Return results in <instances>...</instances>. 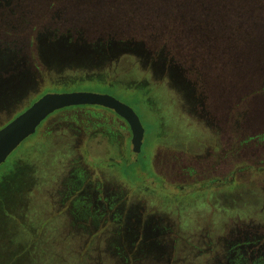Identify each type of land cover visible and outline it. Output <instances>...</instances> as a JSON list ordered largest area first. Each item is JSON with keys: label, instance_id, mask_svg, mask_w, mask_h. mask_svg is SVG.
Returning a JSON list of instances; mask_svg holds the SVG:
<instances>
[{"label": "rangeland", "instance_id": "obj_1", "mask_svg": "<svg viewBox=\"0 0 264 264\" xmlns=\"http://www.w3.org/2000/svg\"><path fill=\"white\" fill-rule=\"evenodd\" d=\"M117 42L100 64L45 55ZM13 76L3 109L106 93L144 134L138 149L125 117L85 105L23 140L0 164V264H228L234 239L264 241V0H0Z\"/></svg>", "mask_w": 264, "mask_h": 264}, {"label": "flooded vegetation", "instance_id": "obj_2", "mask_svg": "<svg viewBox=\"0 0 264 264\" xmlns=\"http://www.w3.org/2000/svg\"><path fill=\"white\" fill-rule=\"evenodd\" d=\"M65 39H68V38L65 35H60V37H58L55 41L56 42L59 41V43L60 42L63 43V40H65ZM54 44H56V43H54ZM61 46L62 45H59L56 47V49L51 48L49 51L45 52V55L47 56V58L50 60L51 63H54V62L66 63L67 62L66 64H69L71 62H83V61L86 62L87 61V62H98L100 64L101 62H104L108 58V56H110V55L114 56V55H118L119 53H122V51H121L122 45L119 42L113 43V44H109V43L108 44L107 43L106 44H100L99 46L91 48L89 51H88V48L85 51H82L79 49L80 47H78V48L73 47V48H68V49L66 47V48H64L65 50H61ZM7 48H9V47H7ZM132 51H133V49H132ZM8 58L12 60V59H15L16 56L13 54L12 51H8ZM166 65H167V67H166ZM166 65H164V64L162 65L163 66V73H164V75H166V77H168L169 79H173L174 77L179 76L178 72H176V70H174V67H172L168 64H166ZM12 78H14V76L11 78H8V79H7V77H5V79L0 78V97H6L8 94H10V90L13 87L10 83ZM19 81L21 84L26 83V75H22V78L20 77ZM11 92H12V90H11ZM183 95H185L184 91H183ZM188 95H191V97H195V102H194V100L192 101L193 98H191V100H189L190 102L192 101L193 106L195 104H197V102L203 103V100H202L203 98H201V97H203V95L201 97H198L196 90H194V91L192 90L191 93ZM85 105H90L91 107L94 106L91 104L74 105V106L83 107ZM28 106L29 105H27V107ZM74 106H70L69 108H76ZM5 107H4V109L2 108L1 100H0V128L3 125H5L7 122H9L11 119H13L20 112H22L25 108H27V107H25V108H22L20 110H17L15 108V109L9 111L8 110L9 106H7V108H5ZM99 107L107 108L105 106H100V105H99ZM61 109H63V108H61ZM61 109H59V110H61ZM59 110H56L55 112H53L49 116V118L46 119V121H44L43 124H41V126L38 128V130H36L38 132V134L40 133L41 128L45 124V122L49 121L50 118ZM112 110H114V109H112ZM202 112H201V114H203V115L207 114L208 115V111L206 110V108H202ZM115 113H116L117 117H119V119L122 118V116L119 113H117L116 111H115ZM208 118H203L205 120L204 123H206V125H211V123L214 122L215 117H213L210 114V116ZM209 154H211V152ZM195 160L196 159L193 160L194 163H198ZM207 162H211V161L209 159H207ZM75 174L76 175L71 176V180L67 179L66 181H71V182L74 181L76 184H79L81 182V175H78L76 172H75ZM71 182H66V183H68L69 186H71V184H70ZM258 224L264 225V222H259ZM262 237H263V235H261V236L256 235L253 238L246 236L243 239L241 237L236 238V239H234V237H232V240L233 239L234 240H233V242H231L230 249L228 250V252H229V254H232L233 251H235V252L239 251L240 254H233V255H236L237 260L233 257V255H230V256H231V258L233 257L234 259L226 257L227 263L231 264V262H239L238 264H264V258H262V257H264V241H262V239H263ZM248 251L251 254L250 259H252V262H249L248 258L245 257V254ZM225 256L226 255H224V257Z\"/></svg>", "mask_w": 264, "mask_h": 264}, {"label": "water", "instance_id": "obj_3", "mask_svg": "<svg viewBox=\"0 0 264 264\" xmlns=\"http://www.w3.org/2000/svg\"><path fill=\"white\" fill-rule=\"evenodd\" d=\"M102 105L114 109L132 125L134 143L141 149L144 129L134 109L106 93L92 91L47 92L0 128V164L17 146L35 133L38 126L58 109L74 105Z\"/></svg>", "mask_w": 264, "mask_h": 264}, {"label": "trees", "instance_id": "obj_4", "mask_svg": "<svg viewBox=\"0 0 264 264\" xmlns=\"http://www.w3.org/2000/svg\"><path fill=\"white\" fill-rule=\"evenodd\" d=\"M178 246H179V248H180L181 245L179 244Z\"/></svg>", "mask_w": 264, "mask_h": 264}]
</instances>
